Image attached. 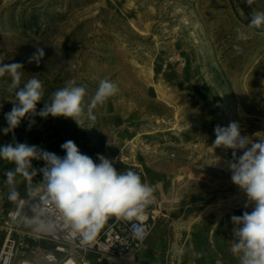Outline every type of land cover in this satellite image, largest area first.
Masks as SVG:
<instances>
[{
  "label": "rangeland",
  "instance_id": "rangeland-1",
  "mask_svg": "<svg viewBox=\"0 0 264 264\" xmlns=\"http://www.w3.org/2000/svg\"><path fill=\"white\" fill-rule=\"evenodd\" d=\"M264 0H0V63L23 64L22 87L33 76L43 82L44 103L75 80L86 90L82 127L71 118L35 116L0 145H36L63 157L72 140L99 163L132 170L154 187L155 229L136 253L146 264H165L173 254L203 264H239L231 251L233 215L251 212L246 193L231 181L225 160L231 150L214 147L217 125L238 122L242 135L264 140V31L247 27ZM237 29L249 35L237 40ZM238 46L240 51L236 50ZM45 55L29 63L37 48ZM118 92L87 117L101 80ZM0 77V129L15 99ZM37 171L42 160H33ZM0 160V206L11 188L19 197L39 187L42 174H18ZM186 232L174 238L173 233ZM198 234V235H195ZM168 234V235H167Z\"/></svg>",
  "mask_w": 264,
  "mask_h": 264
},
{
  "label": "clouds",
  "instance_id": "clouds-1",
  "mask_svg": "<svg viewBox=\"0 0 264 264\" xmlns=\"http://www.w3.org/2000/svg\"><path fill=\"white\" fill-rule=\"evenodd\" d=\"M252 6L255 0H245ZM264 25V12H254L249 28ZM250 37L237 29V40L246 41ZM237 51H240L238 46ZM44 49L38 47L29 58V63L39 65L44 57ZM12 77L8 91H14L15 99L10 112L5 113L7 127L0 129L4 135L12 133L24 119H29V127L35 124V116L46 119L48 116L71 118L82 127L84 115V97L86 90L76 86L75 80H69L63 88L52 94L51 103L37 112V104L44 95L43 82L33 76L21 87L23 64L0 63V77L5 74ZM118 92L116 84L101 80L94 96L88 104L87 117L95 120L93 109ZM214 147L231 150V159L225 160L226 169L231 173V181L242 189L248 198L245 208L254 203L251 212L244 211L241 216L233 215L232 234L234 243L231 251L239 264H264V140H250L242 135L238 122H230L226 127L217 125L214 129ZM66 153L63 157L36 145L12 142L0 145V160L14 164V169L6 170L5 183L14 184V178L20 174L26 178L42 174L47 196L55 205L62 218L79 233L84 242L94 239L111 217L129 221L143 219L145 208L154 200V187L143 182L140 174L132 170L118 172L114 164L101 154H97L99 163L80 151L72 140L60 146ZM33 160H42L44 167L33 168ZM19 193L15 188L9 192V200L15 201ZM143 226L133 224V235H144Z\"/></svg>",
  "mask_w": 264,
  "mask_h": 264
},
{
  "label": "built area",
  "instance_id": "built-area-1",
  "mask_svg": "<svg viewBox=\"0 0 264 264\" xmlns=\"http://www.w3.org/2000/svg\"><path fill=\"white\" fill-rule=\"evenodd\" d=\"M155 218L146 209L142 220L111 217L93 240L84 242L40 181L26 196L0 206V264H146L136 259V253L153 233ZM133 224L143 226V236L133 235ZM165 264H181L180 254Z\"/></svg>",
  "mask_w": 264,
  "mask_h": 264
},
{
  "label": "crops",
  "instance_id": "crops-1",
  "mask_svg": "<svg viewBox=\"0 0 264 264\" xmlns=\"http://www.w3.org/2000/svg\"><path fill=\"white\" fill-rule=\"evenodd\" d=\"M42 179V178H41ZM168 235V234H167ZM173 235H174V238H176V239H180V238H182V237H186V235H187V233L186 232H182V233H173ZM195 235H198V234H196L195 233ZM0 241H1V235H0ZM178 254H180V253H178ZM171 257V256H170ZM180 258H181V256H180ZM168 261V260H167ZM192 262H200V263H202V260H199L198 258H196L195 256L193 257V258H191V259H189V260H186V261H183V259L181 258V264H191ZM203 264V263H202Z\"/></svg>",
  "mask_w": 264,
  "mask_h": 264
},
{
  "label": "trees",
  "instance_id": "trees-1",
  "mask_svg": "<svg viewBox=\"0 0 264 264\" xmlns=\"http://www.w3.org/2000/svg\"><path fill=\"white\" fill-rule=\"evenodd\" d=\"M255 30H257V31H264V25H262L261 27H259V28H254Z\"/></svg>",
  "mask_w": 264,
  "mask_h": 264
}]
</instances>
